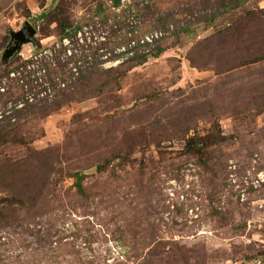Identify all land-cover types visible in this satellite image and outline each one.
<instances>
[{
	"label": "rangeland",
	"instance_id": "374dc122",
	"mask_svg": "<svg viewBox=\"0 0 264 264\" xmlns=\"http://www.w3.org/2000/svg\"><path fill=\"white\" fill-rule=\"evenodd\" d=\"M0 1V111L15 118L0 122L14 123L0 146V264H264V0ZM26 23L32 42L3 63ZM155 32L134 54L146 61L126 63ZM36 54L43 70L13 74ZM77 67L123 77L21 118L41 105L17 106L42 74Z\"/></svg>",
	"mask_w": 264,
	"mask_h": 264
},
{
	"label": "trees",
	"instance_id": "16d2710c",
	"mask_svg": "<svg viewBox=\"0 0 264 264\" xmlns=\"http://www.w3.org/2000/svg\"><path fill=\"white\" fill-rule=\"evenodd\" d=\"M115 6H118L120 3V0H113ZM2 2L0 1V4ZM159 23H163V20H159ZM68 28L70 26H67ZM185 31V30H182ZM139 38V37H138ZM139 47V46H138ZM152 56H157L158 53H154V54H150ZM147 57H149V54L145 53L144 56L140 57H136L135 55H133L132 58L128 59L126 63H136L138 60L140 61H146ZM15 63V62H14ZM139 63V62H138ZM17 66H19V63ZM16 66V67H17ZM82 73V72H81ZM122 75L121 73H119L116 69H110V70H101V71H90V72H86L82 75V77L77 78V82L76 85L78 84L77 87H75L76 85H74V87L71 89H68V91H62L61 93L59 92L56 95V98L54 99V101L51 104H41V105H29L27 106L26 110L24 112H22L21 114V118H26L28 116H35V115H41L43 117L56 112L59 110V108L66 104L69 103L73 100H85L87 98L93 97V96H101V94L103 93H107V92H111L112 89H115L118 85V83L120 82V79H122ZM76 118H80L83 117V115L81 114H76L75 115ZM78 123H80V121H78ZM12 125H14V123H5L3 127L0 128V146L5 144L6 141H10L7 137L10 135L11 132H7L6 129H9L10 127H12ZM89 131L88 128L86 126L80 128L78 130V132H74L72 133V135L75 136V138H81L84 137L88 134V136L92 133H85ZM91 140L88 139L87 143L91 144ZM198 143L196 144V147L192 148V150H197L195 151L196 154H199V149H198ZM57 152L60 151V149H56ZM66 152L68 153H73L75 157H79L80 155L78 154V151L81 150H85L82 147H79L78 145L75 146H71L68 145L66 146ZM77 151V152H76ZM64 153V152H63ZM194 153V154H195ZM126 154H122L120 151H116V154L114 155L116 158H119L120 163H121V159H123L125 157ZM53 159V157H49V161ZM57 159L59 161H61V156L58 155ZM204 162H201V164L205 167H207L208 169H210V167H208V160L204 159ZM206 169V168H205ZM98 171H102V166L98 167ZM73 176L76 177V187H77V191L78 193L84 194V196L86 195V192L84 191V187H83V176L81 173L79 172H74L72 173ZM39 178L42 180L43 184L45 186L46 181H47V175L44 174H40ZM45 180V181H44ZM21 183H19L20 185ZM52 186H54V183H51ZM43 186V187H44ZM43 187H41V189H43ZM54 189V188H52ZM55 190V189H54ZM48 192H51L49 190H47ZM53 193V192H52ZM31 207V206H30ZM32 208V207H31Z\"/></svg>",
	"mask_w": 264,
	"mask_h": 264
},
{
	"label": "built area",
	"instance_id": "2783aa9c",
	"mask_svg": "<svg viewBox=\"0 0 264 264\" xmlns=\"http://www.w3.org/2000/svg\"><path fill=\"white\" fill-rule=\"evenodd\" d=\"M136 33H137V30H136ZM160 36H162L161 32L159 33L155 32L151 36L147 35L143 38H138V40L136 41L132 40L129 43L130 45H128L129 47L127 48V50H125L126 51L125 54L127 55L130 54L131 56H133L135 52L137 51L143 52L149 44H152L154 42V39H158ZM44 61H45V58L43 57L42 54H36L32 56L31 58H28L26 61H24L21 68L13 72V74L14 75L20 74L22 76H26V75L36 76L35 72L43 70L45 66L43 63ZM79 69L80 68L77 67L75 71L77 73V76H74L75 74L71 70L63 74V78L58 77V76L55 77L54 76L55 74L51 73L50 71L46 72V74H42V77L39 78L40 82H37V86L40 87L44 85L45 86L44 90H37V86H34L33 88L31 87L32 95L31 93L30 94L27 93L26 99L21 102L19 101L17 106L21 107V105L23 106V105H26L27 103L43 104L47 101L54 100L56 98V95L59 92L61 93L62 91H68V89H72L74 85H76L77 78L81 72V70ZM11 111L12 109H7V111L1 110L0 111V122L3 123V121L7 118H10L11 121L15 119L14 117H11V116L6 117L8 114L11 113Z\"/></svg>",
	"mask_w": 264,
	"mask_h": 264
},
{
	"label": "water",
	"instance_id": "95a60500",
	"mask_svg": "<svg viewBox=\"0 0 264 264\" xmlns=\"http://www.w3.org/2000/svg\"><path fill=\"white\" fill-rule=\"evenodd\" d=\"M35 34V28L29 23H26L20 31L13 32L11 35V45L3 55V63L6 64L11 57L20 52L22 45L32 42Z\"/></svg>",
	"mask_w": 264,
	"mask_h": 264
}]
</instances>
